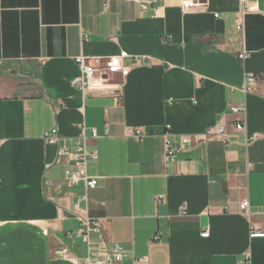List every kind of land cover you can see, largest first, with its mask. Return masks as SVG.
<instances>
[{
  "label": "crops",
  "instance_id": "obj_1",
  "mask_svg": "<svg viewBox=\"0 0 264 264\" xmlns=\"http://www.w3.org/2000/svg\"><path fill=\"white\" fill-rule=\"evenodd\" d=\"M143 1L0 0V264H83L84 218L100 224L94 250L122 248L119 264H264V0ZM242 7L256 12L238 31ZM121 53L128 74L111 76L107 92L72 87L76 58ZM245 73L253 94L242 92ZM218 123L227 144L166 160V135L178 148L179 135ZM52 130L58 145L96 153L85 213L74 209L83 186L65 180L70 161L43 141ZM253 228L263 236L250 238Z\"/></svg>",
  "mask_w": 264,
  "mask_h": 264
},
{
  "label": "built area",
  "instance_id": "obj_2",
  "mask_svg": "<svg viewBox=\"0 0 264 264\" xmlns=\"http://www.w3.org/2000/svg\"><path fill=\"white\" fill-rule=\"evenodd\" d=\"M106 3L107 0H102ZM130 2L138 3L143 9L145 8V1L143 0H127ZM242 5V4H241ZM183 7L187 9L189 7L188 2H183ZM255 7H242L236 20V29L238 31L242 28L243 17L248 13H255ZM214 18H218V15H214ZM127 57L126 53H121L119 56L111 58H98V57H84L79 56L75 59V63L79 68V76L72 80V87L78 89L82 94H100L107 92V83L110 81L111 76L120 75L125 78L128 74V70L122 66V61ZM241 62H244L246 55L244 53L238 56ZM143 59H137L136 63H141ZM256 88V77L254 74L245 73L244 74V84L242 92L244 95L253 94ZM233 113L239 114L244 113V105H239L231 109ZM234 130L236 133L244 135L248 140L254 142L257 138L256 136L248 137L245 126L243 123L238 122L234 125ZM128 134L133 140L139 142L143 138V133L139 128H134L128 130ZM165 138V157L167 161L172 162L175 158L177 151L183 150L185 148H190L192 146L202 144L210 139L218 138L227 144L228 136L225 127L218 123L213 128L205 131L202 134L195 135H179L178 136V148H171L170 142L168 140V135ZM92 138H96V133L92 132ZM43 141L50 146L57 147V155L61 157H66L71 165L65 169V180L70 186L82 185L84 188V194L82 197L76 200L74 204V209L79 212H86V209L81 208V204L85 206L88 203L87 192L96 187V179L91 178L87 175V164L90 160H95L96 153L88 152L84 145H77L74 150H70L64 145H58V135L56 130L46 132L43 135ZM159 198L157 202H159ZM240 212L246 218H250L251 212L249 204L247 201L241 202L239 206ZM181 214H183V208H181ZM81 228L77 232V235L81 238L82 242L87 247V255L83 260V264H119L126 257L122 248L118 245L107 244L101 242L97 249L92 248V243L90 241V234L100 235V224L98 221H92L88 218L81 219ZM207 232L202 234V237H207ZM263 235L258 232V229L253 228L250 233V238H258ZM160 236L154 235L151 237V242H159ZM61 257L65 258L67 256V250L61 251ZM249 256H245L244 264H248Z\"/></svg>",
  "mask_w": 264,
  "mask_h": 264
}]
</instances>
